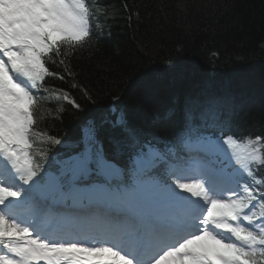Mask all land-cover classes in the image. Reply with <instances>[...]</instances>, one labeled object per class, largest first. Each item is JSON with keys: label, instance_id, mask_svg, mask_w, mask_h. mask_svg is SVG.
Wrapping results in <instances>:
<instances>
[{"label": "snow or ice", "instance_id": "6c2138e0", "mask_svg": "<svg viewBox=\"0 0 264 264\" xmlns=\"http://www.w3.org/2000/svg\"><path fill=\"white\" fill-rule=\"evenodd\" d=\"M101 11L94 0H0V264H264V136L189 125L176 145L136 156L145 179L110 188L88 181L122 180L124 169L89 127L82 152L57 173L43 168V145L61 142L38 126L54 114L43 105L80 108L46 78L72 76ZM116 123L126 128L123 114Z\"/></svg>", "mask_w": 264, "mask_h": 264}, {"label": "trees", "instance_id": "16d2710c", "mask_svg": "<svg viewBox=\"0 0 264 264\" xmlns=\"http://www.w3.org/2000/svg\"><path fill=\"white\" fill-rule=\"evenodd\" d=\"M94 2L102 9L98 27L91 44L70 58L72 76L49 64L65 79L49 77L46 85L84 107L62 102L56 113V101L43 105L54 114L38 126L61 141L43 145L45 171L57 173L82 152L89 127L94 148L131 177L137 155L176 145L189 125L237 139L264 136V0ZM85 91L91 100H83ZM183 101L198 108L197 121L181 113ZM121 114L126 128L116 123Z\"/></svg>", "mask_w": 264, "mask_h": 264}, {"label": "rangeland", "instance_id": "374dc122", "mask_svg": "<svg viewBox=\"0 0 264 264\" xmlns=\"http://www.w3.org/2000/svg\"><path fill=\"white\" fill-rule=\"evenodd\" d=\"M87 92V91H86ZM77 93H79V92H77ZM89 94V93H88ZM83 95H84V93H83ZM85 96V95H84ZM74 99H75V101L78 103V104H80L77 100H76V98L74 97ZM78 99H79V95H78ZM83 100H88L87 99V97L85 96V98H83ZM82 100V101H83ZM70 105V104H69ZM82 105V106H81ZM70 107H72L75 111H78L79 109H76V108H74L72 105L70 106ZM80 107H84V101H83V103H81L80 104ZM86 132H87V130L86 131H84V138H85V134H86ZM94 176V175H93ZM142 178H146V177H144V176H141ZM139 177H136V179H138ZM135 179V178H134ZM94 181V180H93ZM93 181H91V182H93ZM186 195H188V194H186Z\"/></svg>", "mask_w": 264, "mask_h": 264}, {"label": "bare ground", "instance_id": "6f19581e", "mask_svg": "<svg viewBox=\"0 0 264 264\" xmlns=\"http://www.w3.org/2000/svg\"><path fill=\"white\" fill-rule=\"evenodd\" d=\"M153 171H156V169H153Z\"/></svg>", "mask_w": 264, "mask_h": 264}]
</instances>
